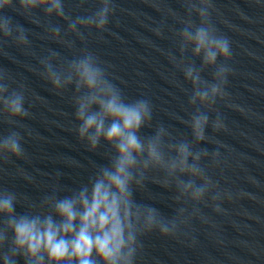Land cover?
<instances>
[{
  "label": "clouds",
  "instance_id": "1",
  "mask_svg": "<svg viewBox=\"0 0 264 264\" xmlns=\"http://www.w3.org/2000/svg\"><path fill=\"white\" fill-rule=\"evenodd\" d=\"M183 5L185 18L172 13L183 27L175 33L180 55L170 59L191 85L188 103L194 111L182 121L191 139L173 135L161 123L153 124L149 99L127 97L108 71L110 65L87 47L76 49V40L86 45L82 30H107L115 11L112 0H101L93 15L75 19L65 12L63 0H0V45L9 39L17 46L30 43L28 30L3 15L4 10L13 9L31 23L44 26V38L74 53L69 58L47 49V55L39 58L43 69L39 74L57 94L72 90L75 132L90 151L102 152L106 161L94 164L87 181L68 189V194L59 195L63 189L53 187L39 204L0 189V257L4 264H17L18 258L23 264H136L142 237L154 232L162 237L187 236L195 222L209 223L204 208L220 213L222 200L232 199L211 175L221 167V153L200 146L208 142L223 147L206 135V128L225 130L215 105L228 99L231 41L212 22V0H183ZM36 10L46 19L55 16L65 21L63 37L59 26L42 25ZM189 50L193 58L200 59L199 67L185 58ZM206 70H211V80L202 76ZM11 82L9 74L0 70V123L25 129L22 121L31 113L24 107V85L17 90L10 87ZM211 112H216L215 119L210 120ZM143 129H151L150 134ZM22 141L20 131L0 137V160L25 158ZM148 183L173 193L177 205L173 216L137 200ZM17 204L26 211L17 213Z\"/></svg>",
  "mask_w": 264,
  "mask_h": 264
},
{
  "label": "water",
  "instance_id": "2",
  "mask_svg": "<svg viewBox=\"0 0 264 264\" xmlns=\"http://www.w3.org/2000/svg\"><path fill=\"white\" fill-rule=\"evenodd\" d=\"M213 24L231 41L232 73L228 76V99L218 101L216 112L225 130L214 132L209 125L206 135L220 145L201 142L210 153H221V167L211 175L232 199L222 200V212L211 208L203 212L209 223L195 222L187 236L162 237L158 232L142 237L143 248L136 264H264V0H212ZM65 12L73 19L93 15L101 0H63ZM115 11L109 16L107 30L91 33L82 30L86 45L76 40V49L87 47L116 77L115 83L129 98H146L153 105V124L161 123L173 135L191 139L190 129L182 123L194 111L188 100L190 83H186L171 56L179 57L175 33L185 18L183 0H112ZM42 25L52 23L67 28L55 16L46 19L36 10ZM3 15L12 18L28 31L27 46H17L11 39L0 45V70L12 78L10 87L24 85V107L31 115L23 119L25 129L0 123V137L20 131L25 158L0 160V189L15 192L20 198L39 204L59 186L68 189L86 182L94 164H103L102 152L94 153L75 132L72 90L57 94L39 73V58L52 49L71 58L73 52L57 42L44 38V26L36 25L13 9ZM197 23L198 18L193 14ZM72 39H75L72 37ZM34 53V54H30ZM188 61L200 66V59L186 53ZM211 80V70L202 73ZM216 112L209 113L210 120ZM150 134L151 129H143ZM172 192L148 183L137 200L154 204L166 216H173L177 205ZM23 202V201H22ZM17 213L26 211L16 205ZM0 264H4L0 257ZM17 264H23L18 258Z\"/></svg>",
  "mask_w": 264,
  "mask_h": 264
}]
</instances>
